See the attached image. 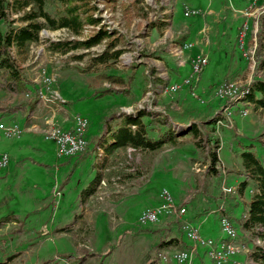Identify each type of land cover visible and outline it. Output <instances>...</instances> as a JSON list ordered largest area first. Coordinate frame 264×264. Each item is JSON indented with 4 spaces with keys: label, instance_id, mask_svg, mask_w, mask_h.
<instances>
[{
    "label": "rangeland",
    "instance_id": "1",
    "mask_svg": "<svg viewBox=\"0 0 264 264\" xmlns=\"http://www.w3.org/2000/svg\"><path fill=\"white\" fill-rule=\"evenodd\" d=\"M94 1L97 7L94 14L101 16V23L118 30L117 35H122L119 46L125 49L119 55L116 66L108 69L121 71L124 75L134 70L131 90L129 94L116 91L95 96L94 88L89 84L91 73L74 66L86 65L93 55L104 48L105 40L68 53L47 49L49 40L82 39L93 33L99 27L97 24H85L78 37L64 27L40 30L39 39L30 44L29 54L22 65L39 92L49 94L53 93V89L58 92V96H50L52 100L48 103L54 109L49 124L67 129L73 125L76 114L87 116L88 126L84 133L87 145L84 151L58 156L55 141L45 136L42 128L36 130L37 126L30 125L28 120L23 124L25 111L11 113L3 108L27 96L9 97L0 90V117L6 123L19 124L22 129L18 135L0 138V153H8V162L0 166V261L7 259L9 262L6 264H78L83 251L96 250L97 254L90 256L84 264H201L200 254L206 249L202 245H198L189 263L158 256L161 248H182V245L173 243L159 246L161 240L177 235L188 241L181 221L175 216L168 215V222L165 223L141 224L138 221L141 210L158 204L162 187H167L176 202H180L190 191L183 218L197 226L201 235H209L214 240L226 238L220 227L221 211L218 206L222 205V211L230 217L236 229L235 242L243 247L222 264H253L248 256L249 250L254 244L264 242L241 223L253 194L252 179L241 193L238 186L245 175L229 172L228 169H244L242 151L247 149L256 152L264 164V147L256 139L264 126V109L241 99L221 97L217 89L228 80H236L246 87L250 79L264 78V68L257 66L264 55V45L260 53H255L257 40L252 46L247 42L253 36L256 38L264 11L254 19L249 17L244 28L246 17L239 10L248 5L247 0H230L235 6H225L224 19L221 16L223 8L218 9L219 4L216 13H213L212 7H207V3L209 5L214 0H142L143 11L133 12L130 17L126 15L124 6L131 4L132 0ZM199 2L206 3V6L197 5ZM167 7L170 11L166 16L170 21L162 16ZM189 8L199 11L186 15L185 11ZM20 12L9 8L8 19L16 18ZM206 15H209V19H204L206 24L212 22L210 60L198 80L184 82L183 79L191 71V61L205 50L193 55L192 50H197L194 43L182 52L176 49V44L188 41V33V36H183L182 32L188 25L187 29H191L193 22ZM236 15L243 20L234 33L233 17ZM219 19L225 22L222 23L226 32L218 27ZM19 22L16 19L15 23ZM7 24V19H0L2 29ZM195 24L199 28L202 23L199 26ZM197 27H194L193 33H197ZM240 34L244 35L242 46ZM197 47L201 48L200 45ZM83 52L81 58L69 57L70 53ZM189 53L192 56H188ZM135 62L140 64L129 67ZM161 69L166 71L167 79L159 76ZM43 71L54 76L48 87L42 80ZM171 82L179 83L177 90H156L159 84L168 85ZM148 83L155 88L151 100L153 108L150 109L169 115L177 125L173 128H180V131L175 130L177 134L185 131L194 121L212 137L210 144L215 137L218 138V174L208 172V149L198 147L191 138L192 132H188L180 134L178 142L165 141L153 150L118 147L108 156L105 176L91 192L97 173L102 169L104 148L108 144L105 141V125L115 126L124 120L125 114H118L126 112L130 106L133 110L129 112L139 109L136 102L140 101ZM107 85L106 81L102 84ZM143 103L148 104L146 101ZM229 103L232 126L208 121L220 115ZM243 109H247V113L243 114ZM151 126L156 128L160 124L152 121ZM250 144L252 147H249ZM137 169L141 173L135 172ZM222 184L231 188L225 196ZM79 214L76 236L59 229ZM12 254L16 256L8 258ZM204 263L216 264L209 257Z\"/></svg>",
    "mask_w": 264,
    "mask_h": 264
},
{
    "label": "trees",
    "instance_id": "2",
    "mask_svg": "<svg viewBox=\"0 0 264 264\" xmlns=\"http://www.w3.org/2000/svg\"><path fill=\"white\" fill-rule=\"evenodd\" d=\"M94 0H0V19H7L6 28L0 27V90L5 91L9 97L26 95L27 97L17 103L6 104L3 108L8 112L23 110L26 119L34 113L36 106L40 102L39 88L32 81L22 65L29 54L30 44L39 39V32L42 28L57 29L67 28L75 36H80L85 24H97L99 27L90 35L82 39L69 38L49 40L47 49L68 53L76 48H89L105 40L104 48L93 55L91 60L84 66L74 65L83 72L91 73L90 85L94 88L95 96L107 92L123 91L129 94L131 82L134 78V70L127 75L121 71H111L108 68H114L118 61L119 55L124 52V47L119 46L122 35H117V29L111 28L107 23H101V16L95 15L97 10ZM142 0H132L131 4L124 6L128 17L134 12L141 13L143 7ZM20 12L16 18L8 19V9ZM16 19L20 20L15 23ZM166 25L167 22H161ZM116 33V34H115ZM264 39V15L260 20V27L256 31V45L254 52L260 53L263 48ZM248 44L252 46L254 42L251 37ZM83 53H70L72 59L83 57ZM139 62L131 63L129 67L134 68ZM258 68H264V55L258 60ZM122 70V68L120 69ZM148 79V78H147ZM108 82L107 86H102L103 82ZM156 82V80H153ZM248 90L241 100L246 103H253L256 107L264 108V78H254L247 85ZM144 87L143 91H145ZM125 114L124 120L115 126L105 125V141L108 142L104 148L105 155L102 160V169L97 173L95 184L90 189L94 192L105 176L104 170L108 156L118 147H134L136 149L153 150L160 147L166 142H178L180 134L192 132L191 138L198 147L208 149L210 162L208 172L211 175L218 174L217 169V148L219 146L218 138L213 139V144L208 136L202 130L198 123L192 121L186 130L177 134L173 128V120L167 114H161L160 111L139 108L132 112L121 111L118 115ZM144 117L147 119L145 120ZM215 116L208 119L214 123ZM152 121H158L160 126L154 128L151 126ZM207 121V122H208ZM154 130L155 132H152ZM260 145L264 147V126L258 136ZM252 147V144L249 145ZM86 148V147H85ZM85 148L82 150L84 151ZM98 148H100L98 146ZM103 152V149H101ZM244 169H228L239 174H244V179L239 183V191L242 193L245 186L252 179L253 194L248 202V208L245 217L242 220V226L246 229L253 230L254 234L264 242V164L259 156L253 150L247 149L242 151ZM135 172L141 173L140 169ZM132 175L133 172H126ZM81 214L75 219L59 229L65 232H72L74 236L78 233L77 221ZM230 219V217L228 216ZM231 220V219H230ZM232 222V221H231ZM173 243L182 245V248H188L189 244L177 235H171L167 239L161 240L159 246ZM96 250H85L79 255L78 264H84L90 256L96 255ZM16 254L8 258L13 259ZM249 258L253 264H264V244H254L249 250ZM9 261H0V264H6ZM37 264V263H35Z\"/></svg>",
    "mask_w": 264,
    "mask_h": 264
},
{
    "label": "built area",
    "instance_id": "3",
    "mask_svg": "<svg viewBox=\"0 0 264 264\" xmlns=\"http://www.w3.org/2000/svg\"><path fill=\"white\" fill-rule=\"evenodd\" d=\"M248 5L245 8L240 9L239 11L242 13L243 16L246 17V20L243 22L244 28L247 27L248 18L258 16L261 14V12L264 11V0H247ZM229 6L232 7V3L229 1ZM172 9V8H171ZM170 11L169 7L163 12L166 13ZM199 10L194 8H189L185 11L186 15H192L197 13ZM211 11V9H209ZM167 20H170V18L167 17ZM256 22V21H255ZM257 29V24H256ZM255 29V31H256ZM242 34L239 35L240 44L241 46L244 44ZM255 41V37H252ZM193 42L191 41H184L183 44H176V49L179 51H184L185 48L190 47ZM255 44V42H254ZM208 63V56L207 53L200 51L194 59L191 61L190 64V73L183 79L184 82H189L192 79L197 80L198 76L203 69V67ZM160 75L162 78L167 79V73L164 71V69H161ZM153 77L152 75H150ZM43 82L45 83V86L48 87V85L54 81L53 75H46L45 71H43ZM251 81V79L248 81V83ZM247 83V84H248ZM246 84V85H247ZM179 86V83L171 82L168 85L159 84L157 89H168L169 91H175L177 90ZM155 88H152V84L148 83L147 88L142 95V97L139 99L140 101L136 102V106L138 108H145L150 109L153 108V104H151V100L153 97V92ZM248 90V87H243L242 84L238 83L236 80H228L221 84L218 89V95L221 97L226 98H236L238 100L242 99L244 97L246 91ZM53 93H44L40 90L39 92V98L40 102L42 104L48 105L49 101L52 100V97L58 96V92L56 90H52ZM143 101L148 102V104H144ZM128 109L126 112H129L130 110H133V108ZM48 111H50V118L46 119V122L48 123L47 126L43 129L45 132V136L52 138L55 141L56 144V154L58 156H66V155H72L77 152L82 151L86 145L87 140L84 136V133L86 131V128L88 126V118L85 115L76 114L74 116V123L72 126H70L67 129L62 128L60 125H54L52 123L49 124V122L53 119V113H52V107L51 105L48 107ZM264 109V108H263ZM247 109H243L242 113H247ZM231 103L223 107V111L220 115H215V124H225L226 126H232L231 122ZM226 119V121H225ZM177 126L173 122V127ZM175 130H179L180 128H177ZM22 132V129L20 128V125L17 123H6L2 118L0 117V138L2 137H11L18 135ZM128 149L130 150H136V148L128 146ZM8 162V153L1 152L0 153V166H4ZM222 191L224 193V196L227 192L230 191V187L222 184L221 185ZM160 201L156 205L152 206H146L144 209L141 210V212L138 215V221L141 224L146 223H153L159 221L163 216H175L177 219L181 221L182 228L184 229L185 236L188 239L189 247L188 248H161L159 250L158 256L162 258H172L176 260L179 263H189L191 259L193 258V255L195 252H197L198 245H202L206 247V253L208 257L216 264H222L223 262L229 260V257L231 254L238 252L243 247L240 246L238 243L235 242L236 237V229L233 226V223L228 218V216L222 211L223 206L219 205L218 209L221 211L220 216V227L222 231L226 234V238H222L221 240H214L212 237L203 236L199 233L198 227L189 223L185 218H183L184 214L186 213V203L189 200L190 197V191L182 198L180 202H176L173 194L170 192V190L167 187H162L160 191ZM161 217V218H160Z\"/></svg>",
    "mask_w": 264,
    "mask_h": 264
},
{
    "label": "crops",
    "instance_id": "4",
    "mask_svg": "<svg viewBox=\"0 0 264 264\" xmlns=\"http://www.w3.org/2000/svg\"><path fill=\"white\" fill-rule=\"evenodd\" d=\"M215 2H213V1H210V4L208 5V3H207V7L208 6H210V7H212V9H213V13H216V11H215V9L217 10V5L219 4V6L220 7H218V9L219 8H223V10H222V15L221 16H223V19L224 18H226L225 17V6H229V1L230 0H214ZM228 2V3H226L225 4V2ZM236 1H239V0H236ZM219 2V3H218ZM232 3V2H231ZM225 4V5H224ZM197 5H199V6H203V8L206 6V3L203 5V4H201V2H199V3H197ZM233 5V7L235 6L234 4H232ZM190 6H195V5H190ZM236 7H238V6H236ZM172 10V9H171ZM208 16L209 15H206V17H201V18H199L198 19V21L197 22H193L192 24H191V29H187V28H189V25L187 26V28L185 29V31L184 32H182V35L183 36H186L187 35V33H188V35H189V37H188V41H191V42H193L195 45H194V47H195V49L197 48V50L195 51L194 49L192 50V54L194 55H196L197 54V52H199L200 50H205V53H207V55H208V59H209V47H210V42H211V38L213 39V37H212V32H211V30H212V26H211V21H209V23L207 22V24H206V22H205V18H207V19H209L208 18ZM237 17H233V32L235 33V31L238 29V26L241 24V22H242V17L240 18V17H238L239 15H236ZM202 19V20H201ZM217 19V18H216ZM213 20H215V18H213ZM170 21V20H169ZM178 21V20H177ZM204 22V23H203ZM222 22H224L223 20L221 21L220 19H219V24H217L218 25V27L221 29V31L222 32H226V27H225V25L222 23ZM176 23V22H175ZM195 23H198V26L201 24V26L198 28L197 26H196V24ZM225 23V22H224ZM194 27H197V30H196V32L197 33H193L192 31L194 30ZM223 28V29H222ZM237 28V29H236ZM191 32V33H190ZM187 35V36H188ZM183 38H186V37H183ZM174 40V39H173ZM177 42V41H176ZM175 42V43H176ZM177 43H179V42H177ZM197 44H199L200 45V47L201 48H198L197 46H199V45H197ZM191 53H189V55L188 56H192V54ZM210 60V59H209ZM209 62V61H208ZM190 68V67H189ZM204 68V67H203ZM203 70H201V72H202ZM201 72H200V74H201ZM198 78H199V76H198ZM198 80V79H197ZM146 90V89H145ZM50 105H45V104H42L41 102H39V104L36 106V109H35V111H34V113L30 116V118L29 119H26L25 120V122L23 123V124H25L26 122H27V120L28 121H30V125H36L37 126V128H36V130L37 129H40V128H42V129H44L47 125H46V119L47 118H50V113H48V108L47 107H49ZM56 120H57V118H56ZM58 120H59V118H58ZM69 127V126H68ZM182 200V199H181ZM167 218H168V216H163L159 221H161L162 223H165V222H168L167 221ZM179 220V219H178ZM204 236V235H203ZM207 237H210L209 235H207ZM186 242H188V241H186ZM203 254V255H202ZM200 257H201V260H202V262H201V264H205L204 262H205V259L208 257V255H207V253H206V249H204L203 250V253H201L200 254Z\"/></svg>",
    "mask_w": 264,
    "mask_h": 264
}]
</instances>
